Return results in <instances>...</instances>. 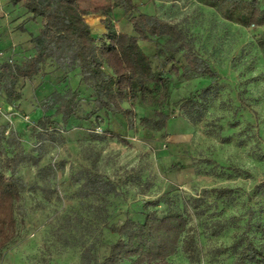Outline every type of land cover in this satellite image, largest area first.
<instances>
[{"label":"rangeland","instance_id":"obj_1","mask_svg":"<svg viewBox=\"0 0 264 264\" xmlns=\"http://www.w3.org/2000/svg\"><path fill=\"white\" fill-rule=\"evenodd\" d=\"M113 1L80 0V5L88 9ZM132 1L140 11L186 30L197 53L220 75L218 97L203 120L191 123L175 103L209 80H178L171 90L172 114L161 130L139 125V117L152 116L153 109L136 104L134 130L123 117L100 112L90 121L70 118L64 125L55 117L47 131H34L41 115L38 100L51 90L74 87L77 76L51 70L34 82L21 81L22 97L12 105L0 94L4 136L11 129L27 152L39 156L36 165L19 169L26 186L15 210V236L0 249V264H80L87 247L96 257L91 264H99L117 238L110 224L125 216L138 220L152 210L189 216L184 238L192 241L191 257L180 249L170 264H231L228 246L248 222L252 241L264 243V192L255 189L264 181V56L255 42L264 25L244 28L199 0ZM12 10L8 0H0V58L9 50L11 59L19 60L32 50L27 33L17 30L23 18ZM110 18L116 31L133 33L120 6L112 8ZM85 19L92 29L95 24L105 29L101 15L89 12ZM28 28L37 31L34 23ZM138 43L146 54L156 50L154 41ZM106 126L121 139L109 134L92 139V131L102 133ZM42 166L53 167L54 174L41 177ZM94 174L109 179L115 192L86 196L82 183ZM222 186L235 190L232 198L203 193Z\"/></svg>","mask_w":264,"mask_h":264},{"label":"trees","instance_id":"obj_2","mask_svg":"<svg viewBox=\"0 0 264 264\" xmlns=\"http://www.w3.org/2000/svg\"><path fill=\"white\" fill-rule=\"evenodd\" d=\"M8 1L13 9L11 14L23 18L17 30L27 33L32 51L12 60L8 50L0 58V94L4 95L5 103L12 105L20 100L21 81L34 82L38 75H48L51 70L77 76L74 87L51 90L38 100L41 115L31 127L34 131L40 128L47 131L50 125L54 126L55 117L64 125L70 118L90 121L92 117L98 118L100 112L123 117L127 127L134 130L136 104L153 109L152 116L139 117V125L161 130L172 114L171 90L178 80L197 77L209 80L175 103L191 123L203 120L209 102L218 97L220 75L197 53L186 30L177 22L140 11L132 0H114L88 9L80 5V0ZM199 1L244 28L264 25V0ZM116 5L130 21L132 34L115 30L110 12ZM89 12L102 16L103 36L91 31L85 19ZM32 23L37 25L35 32L28 28ZM138 40L154 41L155 52L146 54ZM255 42L264 56V33ZM5 127L0 125V249L15 236V210L26 186L19 169L26 164L36 165L39 159L38 154L35 156L21 146L11 129L4 136ZM107 134L122 137L107 126L102 133L92 131L91 137L102 140ZM7 148L12 153L2 160L3 155H8ZM46 173L53 175L54 168L42 166L37 170L41 177ZM82 185L86 196L96 194L104 198L116 190L109 179L99 174L88 176ZM255 189L264 192V181ZM234 191L222 186L204 189L203 193H213L223 200L232 198ZM142 216L138 220L125 216L121 223L110 224L108 230L117 238L110 242L99 264H170L169 257L180 249L191 257L192 241L184 238L189 222L186 213L168 210L158 214L152 210ZM251 228L246 223L228 246L234 256L231 264H264V243L252 241L248 235ZM80 261V264L96 261L89 247L84 248Z\"/></svg>","mask_w":264,"mask_h":264},{"label":"crops","instance_id":"obj_3","mask_svg":"<svg viewBox=\"0 0 264 264\" xmlns=\"http://www.w3.org/2000/svg\"><path fill=\"white\" fill-rule=\"evenodd\" d=\"M90 25V24H89ZM91 27V26H90ZM100 26H96V24L94 25V29H96L98 32H96V30H94V29H92V27H91V31L93 32V33H95L97 36H103V34L105 33L104 31H105V29H103V28H99Z\"/></svg>","mask_w":264,"mask_h":264}]
</instances>
